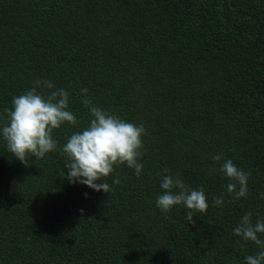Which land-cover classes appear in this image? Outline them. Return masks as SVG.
<instances>
[{
  "label": "trees",
  "instance_id": "16d2710c",
  "mask_svg": "<svg viewBox=\"0 0 264 264\" xmlns=\"http://www.w3.org/2000/svg\"><path fill=\"white\" fill-rule=\"evenodd\" d=\"M37 78L69 93L79 125L54 130L57 150L30 167L0 131V264H244L258 251L233 228L249 210L264 219V0H0V129ZM83 88L146 130L140 177L117 168L109 193L64 168L61 147L90 121ZM224 159L250 173L247 198L227 197ZM165 168L203 186L193 223L156 206Z\"/></svg>",
  "mask_w": 264,
  "mask_h": 264
},
{
  "label": "clouds",
  "instance_id": "9594fccd",
  "mask_svg": "<svg viewBox=\"0 0 264 264\" xmlns=\"http://www.w3.org/2000/svg\"><path fill=\"white\" fill-rule=\"evenodd\" d=\"M42 90H47V94ZM87 93V88L81 89L90 121L85 128L74 132L60 150L66 157L64 168L67 169L70 183L109 193L111 184L108 178L117 168L126 165L135 170L137 178L140 177L146 130L142 124L126 122L96 106ZM69 100L66 90L56 88L51 81L40 78L32 82L30 89L13 96L12 107L4 110L7 122L0 131L8 151L25 167L31 166L28 163L31 157L43 159L46 154L57 150L58 141L53 138L54 130L60 129L65 123L79 125L76 116L69 110ZM211 158L218 163L223 156L218 153ZM218 171L228 180L227 197L230 200L247 198L250 173L237 167L231 159H224ZM169 173L170 170L165 168L157 174L162 177L160 188L163 192L157 197L156 206L165 214V218L174 207L183 206L188 223H193L197 213L206 214L209 208L205 190L203 186L192 188L179 174L173 176ZM112 183L120 184L121 181L116 178ZM261 195L264 197V194ZM225 198V193H221L214 196L212 202L220 207L225 203ZM233 234L245 242L253 243L258 249L254 255L244 258V264H264V219L254 221L253 213L249 210L233 228Z\"/></svg>",
  "mask_w": 264,
  "mask_h": 264
}]
</instances>
